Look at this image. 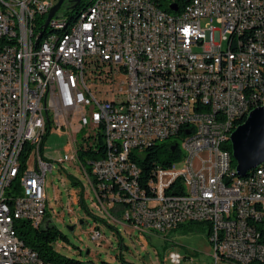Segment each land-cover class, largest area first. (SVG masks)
Instances as JSON below:
<instances>
[{
	"label": "built area",
	"instance_id": "1",
	"mask_svg": "<svg viewBox=\"0 0 264 264\" xmlns=\"http://www.w3.org/2000/svg\"><path fill=\"white\" fill-rule=\"evenodd\" d=\"M0 3L7 4L0 12V264H56L41 260L17 227L51 225L46 175L54 166L43 159V143L53 124L71 130L74 119L77 133L88 132L78 159L100 133L107 146L87 174L103 209L119 210L124 223L148 234L205 223L219 249L216 264H264V165L239 178L229 149L236 123L264 105V0H101L69 36L46 43H38L37 19L47 20L53 2ZM12 16L25 26L24 39H16ZM100 63L125 72L121 100L98 99L89 88L86 67ZM180 133L183 165L178 155L143 178L134 156ZM93 239L102 240L98 230Z\"/></svg>",
	"mask_w": 264,
	"mask_h": 264
},
{
	"label": "rangeland",
	"instance_id": "2",
	"mask_svg": "<svg viewBox=\"0 0 264 264\" xmlns=\"http://www.w3.org/2000/svg\"><path fill=\"white\" fill-rule=\"evenodd\" d=\"M44 1L55 5L58 2ZM89 1L84 0V3ZM70 7L67 0L58 15L66 19L76 16L77 12L71 13ZM85 73L86 82L98 99L123 98L119 91L127 89L122 83L126 81L124 71L112 74L110 66L100 63L99 67L94 64L86 67ZM78 128L76 119L72 120L71 130L67 127L58 129L53 124L42 148L43 159L54 166L46 175V198L51 225L60 232L54 242L58 253L83 264H176L173 256L181 257L179 264H216L206 224L187 222L169 232L148 234L124 223L119 210L103 209L87 176L91 166H85L77 158L76 147L88 133L87 130L77 133ZM183 140V137H174L165 142L178 144L177 166H182L186 158ZM65 157L72 160L61 163ZM96 230L102 235L101 241L93 239ZM218 264L234 263L221 261Z\"/></svg>",
	"mask_w": 264,
	"mask_h": 264
},
{
	"label": "trees",
	"instance_id": "3",
	"mask_svg": "<svg viewBox=\"0 0 264 264\" xmlns=\"http://www.w3.org/2000/svg\"><path fill=\"white\" fill-rule=\"evenodd\" d=\"M71 3V7L69 11L71 13L77 12L76 16L71 15L69 19L71 21H75L81 15H83L93 3V0L84 3V0L80 2L77 1H69ZM82 11V12H81ZM81 12V13H80ZM45 17L37 19V27L36 30L40 31L39 34H42V27L45 24ZM42 30V31H41ZM47 32L45 33V36ZM246 118H243L239 125L245 121ZM177 137H183V134L180 133ZM103 135L100 133L98 140L94 142V147H90L88 150L80 149L78 153L79 160L85 165L90 166L91 162H95L100 159H104L107 156V146L103 139ZM174 145H178L175 143ZM173 145V146H174ZM170 144H155L147 149L144 156H134V163L140 165L143 169V178L150 179L153 176L155 169L159 166L161 167H172V160H175L179 155V149L176 152H172V147ZM229 149L231 150V144H229ZM232 151V150H231ZM231 159L233 161V165L236 166V162H234L231 154ZM90 170V169H89ZM169 189L167 190L168 194H175V185H169ZM184 193V192H183ZM47 218L49 216L47 214ZM197 223V222H192ZM205 225V223H199ZM181 227V226H180ZM179 227V228H180ZM18 235L25 242V244L34 250L39 258L45 262H53L56 264H83L80 261L73 260L67 258L60 253H58L54 247V242L60 236V232L56 229V227L52 225H43L40 228H34L29 222L22 221L20 225L17 227ZM65 239V237L62 236ZM251 264H262L260 262H253Z\"/></svg>",
	"mask_w": 264,
	"mask_h": 264
},
{
	"label": "water",
	"instance_id": "4",
	"mask_svg": "<svg viewBox=\"0 0 264 264\" xmlns=\"http://www.w3.org/2000/svg\"><path fill=\"white\" fill-rule=\"evenodd\" d=\"M66 0H58L47 16L45 29L50 21L58 14ZM80 2L81 0H71ZM172 10L177 11L173 5ZM189 134V133H188ZM230 143L232 146L233 159L236 162V175L244 178L248 174L264 165V107L252 110L245 121H243L231 134ZM177 145L172 147V152Z\"/></svg>",
	"mask_w": 264,
	"mask_h": 264
},
{
	"label": "bare ground",
	"instance_id": "5",
	"mask_svg": "<svg viewBox=\"0 0 264 264\" xmlns=\"http://www.w3.org/2000/svg\"><path fill=\"white\" fill-rule=\"evenodd\" d=\"M100 3H101V0H94L90 8L84 14H88L92 12L95 8H97L100 5ZM0 12H7L6 3H0ZM84 14L81 15L79 18H77L74 22L64 17L58 26L48 27L47 29L44 28L42 34L38 35V43H46L48 39L51 38V36H69L73 28H75L82 21ZM12 30H13L14 35L16 36V39L25 38V26L23 25L19 16H12ZM46 32H47V35L45 36ZM41 61H42V54H34V63H41ZM73 77L74 79H82V70L73 69ZM259 107H264V105H256L255 107H253V110ZM242 119L243 118H241L238 121V123H236V125L238 124L239 126V122ZM237 127H234V129L230 132V136ZM231 154H232V151H231ZM232 158H233V155H232ZM251 172H258V168ZM251 172L248 174V176L244 178H251ZM169 187L170 186L168 185L167 190L169 189ZM174 202H183V195H174ZM213 252H214L213 256H219V249H213Z\"/></svg>",
	"mask_w": 264,
	"mask_h": 264
},
{
	"label": "flooded vegetation",
	"instance_id": "6",
	"mask_svg": "<svg viewBox=\"0 0 264 264\" xmlns=\"http://www.w3.org/2000/svg\"><path fill=\"white\" fill-rule=\"evenodd\" d=\"M66 1H67V0H66ZM66 1H65V2H66ZM69 1H71V0H69Z\"/></svg>",
	"mask_w": 264,
	"mask_h": 264
}]
</instances>
